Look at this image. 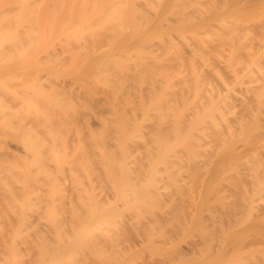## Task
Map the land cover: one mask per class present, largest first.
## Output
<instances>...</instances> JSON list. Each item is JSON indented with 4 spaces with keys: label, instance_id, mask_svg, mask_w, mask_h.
<instances>
[{
    "label": "rangeland",
    "instance_id": "374dc122",
    "mask_svg": "<svg viewBox=\"0 0 264 264\" xmlns=\"http://www.w3.org/2000/svg\"><path fill=\"white\" fill-rule=\"evenodd\" d=\"M102 1L110 2L109 0H102ZM111 1L118 2L117 0H111ZM136 1L138 2L137 4V7H138L141 0L140 1L136 0ZM171 1L169 0L168 1L150 0L149 4L144 6L146 7V10H148L149 12L148 15L150 19L147 23L142 22L143 23L142 26L144 27L140 26L142 27L141 29L136 28L137 21L139 24L142 21L141 17L138 18L139 15H137V12H136L135 15L134 14L132 15V19H130L131 21L127 23L126 25H124L123 28H121L120 30L122 33L121 35H123V40L121 41L122 44L120 45L121 42L113 43L114 45L106 43L108 42L109 38L107 37L108 39L107 41H105L106 37H104L105 39L103 41L105 42L103 41L100 42L104 44L101 45L98 43L99 44L98 47L95 46L97 47L96 49L98 50V53L99 51L102 52V50L104 49L106 50L107 48H109L108 50H106L109 52L110 49H112L111 53L109 52V54H115L116 56L117 55L119 56L118 52L123 54L124 52L127 51V49H129L128 52L130 53V55H132L130 56V58L129 57L125 58L124 56L126 55L124 54H123L124 55L123 57L121 56L119 57H121V60L125 58L124 61L126 62V65L128 66L130 64L132 65L136 63V68H134L135 65H132V66L130 65L131 67V71L129 70L130 73H132V71L137 73L138 72L137 68H139L140 66L142 67L145 64L144 63L143 65H140V66L137 65V63L139 64V62H142V61L144 62L143 58L141 57V54L142 55L145 54L144 56L147 57L145 59H147V61L149 62L151 59H154V60H156V58L158 59L155 62L154 60H152V64L154 62L157 67L153 66L154 67L153 68L151 66L152 67L151 69L159 68L160 70L161 68L158 67V64H157L161 62L159 60H162L163 64H164V61L165 62L168 61L167 63L168 65H170L169 71L171 74L173 73V75L171 76L172 77L174 76L173 79L176 80V78H178L179 75L175 76L177 74V71L184 72V74L181 73L184 76H191L189 75V73H191L192 71H196V72L207 75L204 88H208V89L209 88L213 89V87L221 86L220 84L222 83V77L220 75V72H222L223 74L225 73V76H227L226 79L228 81L230 80L228 76L229 72L225 70L226 65H230V64L235 65L238 69V72H240V74H243V75L245 74V77L248 72H251L249 71V62H246V58H247L246 53L250 52L251 45L255 41V37L253 34L247 31V28L250 25L259 23L260 19L263 17L264 11L262 12L260 10V12L257 11L256 13L251 12L249 14L247 13L244 14L245 12L239 11L240 12L239 13L235 9L232 10L234 12L229 13L230 11L229 9V11L227 12L230 15H228L227 12L226 14L223 15V13L221 14L218 9L212 6L214 4L212 1L214 0H171ZM164 2L167 3L166 5L168 7H170L169 9L167 7L168 10L165 9L166 6ZM168 3L170 4V6ZM162 5L164 6V9ZM6 7L7 5L4 6V8ZM15 7L13 5V7L11 6L10 8H6V9L8 11H11L9 9H12V11H14L16 10ZM144 7L139 8V12L142 14L146 13L145 10H143ZM4 8L3 10L5 12ZM159 10L161 11V13L163 10H164L163 13H165V11L166 13L160 14ZM157 11L158 13L156 15ZM167 11L169 12L167 13ZM180 12L182 14L183 13L185 14L182 16ZM158 15H161V16L156 17ZM179 16L180 17L182 16L184 18L182 17L180 18ZM225 16H228L229 19L228 17H225ZM199 17H203V18L206 17L208 19L204 23H200L202 25L199 26V20H200ZM225 19L227 22L225 21ZM233 23H234L233 26L236 27L234 29L232 25H230ZM169 26L171 28H169ZM116 28L117 27H114V30H115L114 32L120 29L119 27H118L119 29L118 28L116 29ZM167 28L169 29L167 30ZM229 29H233V30L229 31ZM100 32H104V30H101ZM234 32H235V37L233 38L232 34ZM87 36L85 37L83 36L79 38V40L81 41V39H83L81 42L86 41L88 43L89 42L91 43L92 37L89 34H87ZM58 37L59 36L53 39L54 41L51 40V42H49L46 48H42V50L44 51V53H40L42 57H45V55L49 52H53L56 48H59V47L62 48L63 42H61V40L64 41L67 35H60V37L59 38ZM145 39H147L148 41ZM80 41L78 42V41L73 40L70 43V45L72 44L74 49L77 50V48L79 47V44L81 45ZM6 43L7 44H5V47L6 45L8 46L9 44L8 42ZM88 43H85V44L82 43V44L85 46V45H88ZM170 43L171 44L173 43L172 45H174L177 51L175 48L171 49V47H169ZM65 44L66 43H64V45ZM145 44L147 45L144 46ZM10 45L12 44H9V46L7 47V51L10 49L9 48L11 47ZM92 45L93 44H91V46ZM152 45L153 47H151ZM165 45H166V48L170 49L169 51H167L168 49L165 48ZM96 49L95 51H97ZM78 50L80 51L81 49H78ZM151 50L154 52H152ZM80 53H82V55L84 54V52H80ZM64 55L65 54L63 53V56L61 57L63 61H60V59H59L60 63L56 61L59 64L56 63L55 60L53 61L54 63L57 64V66L55 65L53 66V64L51 63H50L51 65H49V63H47L48 60L47 59L45 60V58H42V57H41L42 60L40 58V61L38 60V63L37 61L36 63L40 64L41 66H45L43 67V69L44 68L48 69L51 66L49 68L51 71L47 69H46L47 71L46 70L41 71L42 72L41 76L43 77L41 80L43 81V83L46 81V85H48L49 82L51 83L53 82L54 84H57V85H66L67 87L69 86L67 89L68 90L70 89L69 92L71 94L73 93V97H74L73 99H75V101L73 100V102H75L76 104V101H78L77 106L66 108L69 110L68 112L69 114L67 112H66L67 114L65 113L66 110H64V108H62L64 110V115H63V110L56 109L57 107L55 109L53 107V110H56L57 113L55 111L53 113V110H50V109L47 110L53 114L56 113L57 115L60 116V118L57 117V115H55V117H53L54 115L51 116L53 118L52 121L54 122H55V119L59 118L58 120H56V124L54 122L52 123H54L55 125L58 124L57 121H59V124L61 123L59 128L57 126V129L60 130L59 133L61 132L63 133V134L61 133L62 136L67 132L64 136H67L66 138L69 137L68 138L69 142L67 141L68 146H70L71 144L70 141H73V139H76L77 136H79L78 137L79 140H76L74 142L79 141V143L78 145L75 144L76 146L82 145L81 142L82 141L84 142L85 140L86 142H84V144L86 146L87 144L90 143L89 141L93 137H95L92 140L95 141L96 139L97 143L96 142L93 143V145H95L93 149L99 152H104L106 149L110 148L109 146H106V145H109L110 142L114 143L122 139L121 132L117 131L119 127L117 126L115 122L116 119H118V117H120L121 114L123 116V119L125 120L127 119L126 121L127 123L132 122V123H129V126L132 124L131 126L133 127L135 124H138L137 126H139V129H141L142 131L138 129L137 131L138 134H136L137 132H134L133 136L139 135V136H142L143 139H145V136L143 135V133H146L147 131H151L149 129L152 128L153 121H155L154 119L155 117L153 116L159 113L157 110L155 111L154 109H159V111L161 110L160 113H164L166 110V113L168 114H163V115H170L169 112H172L171 114H175V112L173 111L174 110L176 111V108H175L176 102H174L175 105L173 104L172 106V108L175 106L174 107L175 109L173 111H172V108L170 110V109H167L166 107H163V104H165L164 101L163 102L161 101L162 102L161 107L163 108V110L164 108H166L164 111L161 109L160 104H158L157 106L160 108H155V106L153 107V105H149L145 110L142 109V106H141L142 104H139V106L137 104L138 102L140 103V101H143L141 100V97L144 98V96L150 92L149 89L163 87L162 89L160 88L162 90V92L160 93H163L164 91L166 92L171 91L169 88L164 89L165 88L164 80H160L161 77H162L161 79H163V76H161L162 69L160 72H158L159 71L158 69H157L158 71L153 70V71H157L156 73L158 75L160 73L159 77L152 76V78L154 77L153 81H148L147 79L149 78H146L144 80L145 84L143 83V81H142L143 84L139 83L142 85H139L138 81L136 82L133 81L132 82L134 84L133 87L130 85V87L127 86L125 90H123L124 92H122L121 94V95L124 94L123 97H120V99L117 98L116 100H114L115 98L110 97L108 100L107 99L108 94L110 93L106 95V92H112L110 88V84H108L107 82L105 83V82H95L94 81L95 80L93 78L94 72L92 71L93 64H91L94 62L93 58L91 62V61H87L81 58L82 56L81 54H80L81 59L76 58L77 60L70 59L67 53L65 56ZM84 55L82 57H84ZM91 55L89 56L87 55L88 57H86L85 55V58L87 59L91 57ZM92 57H94V55ZM119 57L117 58L120 59ZM237 59H239L241 62L237 63ZM12 61L13 60H0V66L1 65L4 66V67L2 66L3 68L1 67L2 68L1 70L4 71L5 69L9 68L8 65H10ZM95 61L97 60L95 59ZM149 62H146V64ZM147 65H150V63ZM166 65L167 64L165 63L164 66L167 67L168 65L167 66ZM127 69H129V67H127ZM172 69L176 73L172 72L173 71ZM216 71H219V72H216ZM47 72L49 73V75ZM9 73L7 72L0 73V80L6 81V83L9 85L13 83L11 84L12 87L9 86L10 89L9 88L7 90L3 89L4 91L0 87V92H1L0 100L3 99L4 101H6L4 103H7V104H10L12 102L10 100L11 98H13L11 97L13 93L11 92L12 90L13 91L14 89L21 90L23 86L20 84H22L23 82L25 83L26 80L28 81V79L31 80L32 77H36L40 75V72H36V71L34 72L33 75L29 74V76L25 74L22 75V73L20 74L19 72H16L18 76H16V79L12 82L10 81L11 79L9 78H11V76L15 74V72L13 71L12 72L13 74H9ZM44 75L46 78L44 77ZM23 77H27L26 80ZM6 78L7 80H5ZM146 80L149 82L150 87L147 84L148 82ZM152 82H154L155 84L154 86ZM93 84L96 86L95 89L97 88L95 91L97 93L95 94V92H92L93 95L91 96L89 95L90 92L88 91L90 90V87L92 88L94 87L92 86ZM234 84H235L234 81L230 80V86L234 87ZM179 87L180 86H178V88ZM25 88L27 89V87ZM236 88H238L237 85H236ZM175 89L176 88H174V90ZM179 89L178 91H180ZM182 90H185V89L182 88ZM125 92H129V96L125 97L126 94H128V93L125 94ZM180 92L178 93V96H181L182 97L181 99H183L182 94L184 91H182L181 94ZM142 93H145V95ZM186 93H184L185 96L188 94ZM4 94L6 95L3 96ZM133 95H135L136 97H133ZM138 95L140 98L137 97ZM167 95L164 96L165 98L163 100L167 99L166 98ZM172 95H168L169 99L170 97H172ZM109 96H112V93ZM187 96H188V99H190V95L188 94ZM130 97H133L134 99H137L138 101L133 99L134 102H132ZM175 97H177V95ZM96 98L98 100H96ZM111 98L112 100H110ZM145 98L144 100H146L147 102L148 97L145 96ZM106 99H107V102H105ZM179 99L180 97L177 99V101H181ZM170 100L173 101V99H170ZM14 101L15 100H13V102ZM79 101L81 104L79 103ZM88 101L90 103H88ZM171 101H168V102H171ZM183 101L188 102V100H185V99ZM85 102H87L86 104L88 106H86V104L84 105L82 104ZM95 102L99 103L98 104L99 106L96 104L97 108H95L96 107L94 105ZM128 102L131 103L130 106H133L131 107V109H128V107H130ZM14 103L16 104L17 102H14ZM169 104L171 105V103ZM169 104L167 105L168 107H169ZM10 105L11 107L13 106V108L10 107V108H7L6 110L8 111L9 109L10 111L17 110L18 107L16 105L15 106L17 108L14 105H12V103ZM118 105L120 106V108L117 107ZM135 105L138 107V109L139 107H141L140 110H138L137 107L134 109ZM190 107H193V100H190L188 103H186V106H185L186 110H188ZM124 108H126L125 109L126 112L124 111ZM132 109L133 111L136 110L134 114H133ZM21 110L22 109L20 110L18 109V111L20 112ZM116 110H119V111H116ZM149 114H151V117H148L150 116ZM30 115H33V114L31 113ZM74 115H76L75 119H74ZM232 116H233V112L231 110H224L223 118H226L229 120ZM113 117H115L116 119L114 120ZM220 117L221 116L218 117V121L222 120ZM166 119L168 118L166 117ZM110 120L111 121L113 120L114 122L110 123L111 122ZM132 120H134L137 123H135ZM105 122H107L106 123L107 125L113 124V126L115 127L117 126L118 128L116 127L117 129L115 128L116 129L115 131V129H113L114 127L112 128L111 126L110 128L108 127L109 130L106 131L107 126H104ZM133 123L135 124L133 125ZM262 123L264 124V122ZM51 124H48V125H51ZM55 125H53L54 131L56 129L54 127ZM103 126L106 127L105 130ZM210 126H207L208 128L203 130L202 132L201 131L195 132L198 136L203 135L204 138L208 141L207 144H205L203 147L198 146V148H192L189 145V148L192 150V152L191 150H188V149L184 150V148L183 149L181 148L179 150L180 148L179 147L178 148L179 151H177V153L170 152L168 155L165 156L164 159L165 161H167L168 164H165L162 162V163L157 164L156 167H155V164L159 156L156 157L157 152H155L156 148L153 147L154 145H151L149 147L143 146V144L147 145L149 143L148 142L147 144H145V142H147L146 140L144 141L142 138L140 139V137L130 138V139L133 138L135 142L129 141L128 139L127 142H130V143L128 144L126 143V145L130 146V147L127 146L128 150L129 148L130 150L131 149L132 150L131 151L129 150L130 152V153L128 152L129 155L126 154L125 156H123L124 153L121 154L122 151L119 148L120 146H117L119 145L117 144V142L113 144V146L111 144L110 146H112L111 148L114 150V151L112 150L114 152V153L112 152L113 155H115V157L119 160V162L120 161L123 162L124 165L126 163L125 166L126 168L130 169V172L128 174L131 176L132 180H134V178L140 172L138 168L139 169L142 168V166H137V164H140V165L145 164L144 166L145 167L148 166V168L146 167L148 170L149 168L153 167V169H150L148 172L146 171L147 169L146 170L142 169L143 172H145V174L142 175L143 172H141V174L135 180H138L140 176L142 175L140 179L142 181H144L145 179V181L143 183L141 182L140 184L137 183V187L136 185L132 187L133 185V181H132V185L125 186L122 189L118 188V187H121L123 173L119 171L121 170L120 168H118L119 170H117V173H114L116 170L112 171L113 168L115 167L114 165H116V163L114 165L112 164L111 162L112 160L111 161L109 160L107 162L108 164L109 162H111L110 164H112V167L109 164V167L106 170L107 172H105V169L104 170L101 169L100 171L97 170L99 173H102L100 174V177L104 175L102 179H98L96 177L94 178H96L97 180L93 178L94 181H91V179H88L87 177L88 173H91L92 171L94 173L97 172L95 170L97 166L94 165V163H92L89 160H88V164L90 162L92 166H94L93 167L94 169L91 168L90 165L87 166V167L90 166L89 168H86L85 167L86 162L84 164H80V163H83V161H85L83 160L82 162H80L83 159V158L81 159L80 156L81 154L82 155L84 154L82 150L83 146L82 147L80 146L79 148L80 150L77 151L78 153H80L79 156L77 155L78 157H80L79 158L80 163L77 161L78 159L72 160L75 163V165L77 164L76 165L77 168H75L76 170L78 169L79 166L81 167V168L79 167V169H82L83 171V172L81 171L82 172L81 174H79L80 173L79 169H78L79 171L77 170L79 173L76 172V170L74 169L73 171L71 170V168L76 167L75 165H72L74 164L72 161H71L72 163L70 161L64 163L65 167L68 166V168H65V170H59L58 168L55 169L56 166L55 168L51 167L52 169H50L48 166L49 170H51L50 173H53V175H50L51 177L53 176L52 179L50 176L48 177L49 179H51L50 181H48L49 179L46 177V180L48 179L46 183L45 181H42L43 183L41 181H40L41 183L38 182L39 184H43L42 186L39 185L37 182H34V183L31 182L33 183V185L34 184L36 185L37 183V185L32 187L33 189H31V190L36 189L33 191L34 193H32L31 197L32 196L34 198L38 197V199L40 198L39 200L41 201L45 200L46 202L45 201L42 202L45 205H43L41 202L40 203L38 202L39 204H37L36 200L33 198L35 203H33L32 206H29L30 209L29 211L27 210L28 213L25 215L24 222L20 221L21 222L20 223L18 219L19 224L17 223L16 220H14L16 221L15 222L16 224H15L10 218H7L6 220H4L3 218L4 222L3 220L2 221L0 220V222L3 223L1 224V227H3L4 225L3 228L0 227V264L4 262V258L6 254H7V257L5 258V260L9 258L10 262H8L9 260H7V262L5 261L4 264L6 263L11 264V261H12L11 259H14L13 264H16V263L17 264H35V262H37L36 260L40 261L41 259H43V257H41L43 256L41 255L42 252L40 251V246L43 244V241L44 243L50 242L49 245H51L52 243V246L53 245L60 246L62 242L65 243V245L66 243L67 245H70L72 244V242L78 241L79 238H81V235H79L78 231L75 230L76 226H78L76 223L77 221L76 220H75L76 222L73 221L74 219L70 217L73 214L72 209L75 207L77 208L79 207L81 209V211L79 212L81 213L83 211V213L81 214H85L86 213L85 210L87 208L89 209L93 207L92 202L96 201L97 203V200L101 202L103 205H101V203L100 205L104 207L102 208L103 209L102 210L100 209V206H97L100 209L98 210L99 211L98 213H101L104 211L105 213H107V212H110L112 208H114L115 213H116L115 221H113L114 223L112 222L113 224L110 225L111 230H114V231L113 233L111 231L110 232L116 238L113 239L111 237L109 239L111 235L108 234L109 237L107 234L102 235V239L104 236L105 238L107 237L106 244H105V240H104V243H102L103 240L102 241L100 240L101 237L99 238V240L95 239L97 242L96 244H95L94 239H92L90 242L93 243V245L95 244L98 246V242L100 241L101 242L99 243V245L103 244V245H100L101 247L98 246L100 249H98L97 247L98 250L95 249L96 247L94 246L95 247L94 248L92 244L85 246L84 245L85 240H84V242L82 241L83 244L79 243L80 246H76L75 249L70 250V251L69 250L65 251V253L63 254V257H65L63 258L64 262L63 260L51 262L50 259L48 260V258H50L49 255H46L45 257H48V258H45L44 260H47V263L49 262L48 264H264V125L261 126L262 128L261 127L256 128V130L251 125L252 127V128L250 127L251 130L243 129L242 130L244 131L243 134H241V136L236 139L234 138L229 139L228 138L229 136H223V139L221 138L220 140H218L219 138L218 139L213 138L214 131H213V128ZM246 127L247 126H245V128ZM14 128L9 130L13 132L14 134L8 133L6 137L4 136L5 138L2 137L4 139L3 145H4L5 150L7 149L8 152L9 150H11L10 156H11V153H13L14 156L20 157L19 153L20 154L23 153L24 147L20 142H17L18 138L16 140L15 137H19V135H21L19 134L21 133L19 131H21L22 129L18 128V126H15ZM105 131L106 133L108 132L109 134L108 133L106 134ZM91 132H94V133L90 134ZM100 132L101 134H104V135H101L99 136L100 138H97ZM118 132H120V134H117ZM112 133H115L113 134L114 137ZM17 134L19 135L17 136ZM88 134L91 135L90 136L91 139L88 138L89 136H85ZM73 135H76V136H73ZM105 135H109V136H107L106 138ZM111 136L113 137V139H111L112 138ZM116 136L121 137V139L120 138L117 139ZM80 138L82 139V141ZM101 138L103 139L101 140ZM226 139L228 142H226L225 144L224 141H226ZM92 140L91 142H93ZM194 141H195V144L194 143L193 144L195 146H197L196 141L197 143L201 144V138H197V140H194ZM138 145H139L140 150L137 148ZM85 146H84V151L87 149V146L86 147ZM146 147L149 150H151V153L148 151V149H146L147 151L145 150ZM5 150H4V154H6ZM196 150H199V151L195 152ZM1 151L3 153V148ZM193 151L195 153H193ZM151 154L152 155L154 154L153 157L156 158V159L154 158V162L152 161L153 157L151 156ZM10 156H8L7 159L8 158L11 159L12 157ZM14 156H13V159L15 158ZM77 156L76 157L73 156V158L75 159L77 158ZM114 158H111V159H113L114 161ZM18 159H15V160L17 161ZM90 159L92 160V158ZM199 160H205V161H208L209 163L206 162L205 164L195 165V162ZM148 161L149 162L152 161L153 164L151 167H149L151 163H149ZM78 164L80 165L78 166ZM69 165L71 166L70 168H69ZM110 168L112 170H110ZM116 168L117 167H115V169ZM126 168H124L123 170L124 173L127 170ZM133 168L135 169L133 170ZM53 169L55 170L52 171ZM68 169H70V171ZM89 169L91 170L93 169V170L91 171ZM136 170H138L139 172L137 173ZM61 171L62 172L66 171V172H63L62 174H60ZM132 172L133 173L135 172V173L133 174ZM73 173L75 174L73 175L74 179L71 176ZM76 173H78L79 177L81 176L83 178L79 179ZM105 173H107V176ZM69 174H70V177L68 176L69 178H67V175ZM39 175L41 177L43 174L39 173ZM65 175L67 179L64 178ZM95 175H97V173ZM109 175L111 176L108 177ZM71 177H72V180H71ZM107 177L110 181L108 180L109 182L106 183ZM42 178L43 176L41 177V180H44V178L43 179ZM55 178L56 179L59 178L58 181L55 180ZM75 178L78 181H75L76 180ZM86 179L90 180V182L87 180L88 182L87 183ZM148 180L152 181V183L149 182L145 184V182ZM54 181H57V183L61 185L59 187L60 189H63L64 191L62 192L63 195L60 192L57 195V193H54L53 190L51 189L52 184L55 183ZM48 182H51V183L49 184ZM48 184L50 186H46ZM37 186L38 188H35ZM132 190L135 192H133ZM145 190H148V191H145ZM51 192L53 194H51ZM138 192L140 194H137ZM50 194L54 196H51ZM60 194L61 196H59ZM123 194H125L126 196H123ZM93 195L96 196L95 197L96 200L94 199L88 200L87 197H90ZM77 196H79V198ZM80 197H82L81 201L84 204L86 203L85 206L82 205L83 203L81 201H79ZM47 198L49 199L48 201H47ZM71 200L73 201V204ZM47 204L50 206L52 210H49L50 208L47 206ZM39 205L41 207H39ZM46 206H47V211L49 210L51 212H54L56 215L53 221L47 219V217L45 216ZM77 208H75L76 211L80 210L79 208L77 210ZM41 210L42 211L44 210V212H41ZM9 219L11 221L8 222ZM14 225H17V226L15 227ZM103 226H106V225L104 224ZM129 228L131 229V231L134 230L135 232L134 231L131 232ZM2 229H5L6 232ZM8 231L10 233H7ZM122 231L125 232V234L123 233L125 237L123 235L121 236ZM94 232L100 233V230L99 231L94 230ZM2 233H6L7 235L6 234L4 235ZM96 234L97 233H95V235ZM8 238L9 240H7ZM7 241L9 244L7 243ZM15 242H16V245H15ZM39 243L41 244L39 245ZM13 245L15 248L13 247ZM86 247H90L91 249L86 248ZM4 248L8 250L7 253L4 252L6 251ZM102 249H103L104 254L106 255L101 254L103 253ZM16 253L18 254V256ZM15 254L18 257V262H16L17 257L15 256ZM69 255H71L73 258H71V256L68 257Z\"/></svg>",
    "mask_w": 264,
    "mask_h": 264
},
{
    "label": "bare ground",
    "instance_id": "6f19581e",
    "mask_svg": "<svg viewBox=\"0 0 264 264\" xmlns=\"http://www.w3.org/2000/svg\"><path fill=\"white\" fill-rule=\"evenodd\" d=\"M101 1L102 0H100V1H98V0H0V10H1V12H0V60H13L12 63L10 65H8L9 68L5 69L4 71L1 70L4 67L3 65H1L0 66V70H1L0 73H2V72L9 73L11 71L12 72L14 71L15 74H13L12 72L9 73V74H13L11 76V78H9V79H11L10 81L13 82L16 79V76H18V74L16 72H19L20 74L22 73V75L25 74L28 76H29V74L33 75L35 71L40 72V75H38L36 77H32L31 80L28 79V81L26 80L27 77H23V78H25L26 82L25 83L23 82L22 84L19 83L20 85L23 86V88L20 90V89H17L15 87L17 90L14 89V91L13 90L11 91V92H13L11 95V97H13V98L10 97L11 98L10 100L12 101L11 102L12 105L15 104L14 102H17V103L19 102L18 104L17 103L15 104L18 108L14 105L17 108V110H13V111H10V109H9V111L6 110L7 108L11 107V105H10L11 103L7 104V103H4L6 101H4L3 99L0 100V154L2 155V156L0 155V194H1V196H0V220L1 221L3 220V218H4V220H6L7 218H10V219H12V221L14 223L16 221L18 223V219H19V222L20 221L24 222L25 221V215L28 213L27 210L29 211V209H30L29 206H32V204L35 203L34 199L36 200L37 204L45 201V200H43V201L39 200L40 198L38 199V197L37 198L36 197L34 198L33 196L31 197L32 193H34L33 191L36 190V189L31 190V189H33L32 187L36 186L38 182L41 183L42 181H45V183H46V181L49 179L48 177L50 175H53V173H50L51 170H49V168L52 169L51 167L55 168V166H56L55 169L58 168L59 170H65V168H68V166L65 167L64 163L69 162V161L71 162L72 160H77V159H78L77 161L79 162L80 157H81V159L83 158L80 162L85 160V161H83V163L79 162L80 164H84L86 162L85 163L86 168H89L90 166H91V168H93L94 166H92V164L90 162L88 164V160H89L92 163H94V165L97 166V168H95L96 171L97 170L100 171L101 169L102 170L105 169V172H107L106 170L108 169L109 164L111 162L113 165L116 163V165H114V166L117 168L115 169V167H114L113 170L110 168V170H112V171L116 170L114 173H117V170H119L118 168H120L121 170H119V171H121L123 173L122 174L123 178L121 181V187H118V188L122 189L125 186L132 185V181H133L132 187L134 185H136V187H137V183L140 184L141 182L143 183L145 181V179H144V181H142L140 178L142 175L145 174V172H143L142 169L146 170L148 168V166H146L147 167L146 168L144 166L145 164L144 165L137 164V166H142V168H140L141 170L138 168V170L140 172L138 170H136V172L137 173L139 172V173L134 178V180H132L131 176L128 174L130 172V169L126 168V166H125L126 163L124 165L123 162H121V161L119 162V160L115 157V155H113L114 150L111 148L113 146V144H115L117 142V144H119L117 146H120L119 148L122 151L121 154L124 153L123 156L128 154V152L130 150V148L128 150V147H130V146L126 145V143L128 144L130 142H127V140L129 139V141H134L133 138H132L133 140L130 139L131 137H135V138L140 137V139L141 138L143 139V137L139 136V135L133 136L134 132H137L139 129V126H137L138 124H135L137 122L132 120L135 122V123H133V125L134 124L135 125L132 127L131 126L132 124L129 126V123H132V122L127 123L126 122L127 119L126 120L123 119L122 114L120 115V117H118V119L113 117L114 120L116 119L115 122H116L117 126L119 127V129L117 131L121 132L122 139H121V137L116 136L117 139L120 138L121 140L119 139L120 141H116L114 143L110 142L109 145H106V146L110 147V148L108 147L109 149H106L104 152H99V151H96L95 149H93L95 146V145H93V143L96 142V139H95V141H93L92 139L95 137H93L91 139L90 138L91 135H89V134L85 135V136H89L88 138H90L93 142H91V140H90L89 144L86 143L87 149L84 151V146H85L84 142H86V140L84 139L85 141L83 142L82 139L80 138L82 141L81 142L82 145H80V146L81 147L83 146L82 150H83L84 154L83 155L81 154V156L78 157L80 153H78L77 151L80 150L79 149L80 146H76L75 144L78 145L79 141H77V142H74V141L79 140V138H78L79 136H77L76 139L72 138L73 141H70L71 144H70V146H68L67 141L69 140L68 139L69 137L66 138L67 136H64L67 132L63 136H62V134H63L62 132H61L62 134L59 133L60 130L57 129V126L59 128L61 123L59 124V121H57L58 124L57 125H55V124H56V120H58L60 118V116L56 114L57 113L56 110H53V107H54V109L56 107H57L56 109L64 108V110H66L65 113L66 112L68 113L69 110L66 108L77 106L78 101H76V104H75V102H73V100L75 101V99H73L74 98L73 93L71 94L69 92L70 89L69 90L67 89L69 86L67 87L66 85H57V84H54L53 82L52 83L49 82V84L46 85V81L43 83V81L41 80L43 78L41 76V73H42L41 71H45L47 68L43 69V67H45V66H41L40 64H37L38 60L40 61V58L42 57L40 53H44L42 48H46V46L49 44V42H51V40L55 39L57 36L60 37V35H67L66 38L64 37L65 38L64 41L61 40V42H63L62 48L61 47H59L60 49L56 48L57 49V50L55 49L56 51L54 50L53 52H49L45 55V57H42V58H45V60L47 59L48 60L47 63H49V65L53 64V66L54 65L57 66L56 63L59 62V59H60V61H63L61 58L63 56V53L65 55L67 53V55H69L70 59H74V60H77L76 58H78V59L80 58V54L82 55V53H80V52H84L86 57H88L89 55L92 54L91 57H89L87 59L85 58V55L83 54L84 57H82L83 56L82 55L81 58H83L87 61H91V62H92V58H93L94 62L91 64H93L92 65V71L94 72L93 78L95 79L94 80L95 82H105V83L107 82L108 84H110V88H111L112 92H106V95L108 93H110V94L112 93V96H109L110 94H108V98H107L108 100L110 97L115 98L114 100H116L117 98L120 99V97H123L124 94L121 95L122 92H124L123 90H125V88L127 86L130 87V85L133 87V85H134L132 83L133 81L134 82L138 81V84L142 83V81H143V83L145 84L144 80L146 78L151 79V80L147 79L148 81H153L155 76L159 77L160 73H159V75L156 73L159 70V68H157L158 70L157 69H151L153 66L157 67L156 64L154 63L155 61L158 60L157 58H156V60H154V59L150 60V58H149V60H150V62H149V61H147V59H145V58H147L144 56L145 54L144 55L141 54V57L143 58L144 62L142 60H141L142 62L138 61L139 64L137 63V65L140 66V65H143L144 63L145 64L142 67L140 66L141 68L140 67L137 68V70H138L137 73L132 71V73H133L132 74V73H130V71H131L130 65L131 64L128 66V65H126V62L124 61L125 58H128V57L130 58V56H132L128 52L129 49H127V51L123 53L127 57L124 56L122 53L118 52L119 56L125 57V58H123V60H121V57H119L118 55L116 56L115 54H109V52L111 53L112 49H110V51L108 52L106 50H108L109 48H107L106 50L105 49L102 50V52L99 51V53H98V50L96 49L99 44H101V45L104 44V43H100L105 39L104 37H106L105 41H107V39L109 38L108 42H106V43H109V44L120 43L123 40V35H121L122 33L120 31L121 28H123L124 25H126L127 23H129L131 21L130 19H132V15L133 14L135 15L136 12H137V15H139L138 18L141 17V20H142L140 24L137 21V27L136 28L141 29L142 27H144V26H142V24L144 22L147 23L150 20L149 15H148L149 12H148V10H146V7H144V6L149 4L150 0L149 1L148 0H141V1L139 0L140 3H139L138 7H137L138 2L136 0H117L118 2H114L111 0H109L110 2H103V1L101 2ZM166 1H168V0H166ZM169 1H171V0H169ZM212 2L214 3L212 6H214L216 9H218L221 14L223 13V15L226 14V12L229 11V9H230L229 13L234 12L232 10L235 9L237 12H239V11L245 12L244 14H246V13L249 14L251 12L256 13L257 11L260 12V10L262 12L264 11V0H214ZM166 4L167 3H165V6H166L165 9L168 10L170 7H168ZM6 5H7L6 8H10L11 6L13 7V5H14V7L16 6L15 7L16 10H14V8H13L14 11H12V9H9L11 11H8L6 8H4V6H6ZM169 6H170V4H169ZM140 7H144L143 10H145V12H146L145 14H142L139 12ZM162 7L164 9L163 5H162ZM167 7H168V9H167ZM3 8L5 9V12H4ZM163 11H162V13H163ZM168 12L169 11H167V13ZM157 13H158V11L156 12V15H157ZM162 13L160 11V14H162ZM165 13H166V11H165ZM165 13H163V14H165ZM184 14L185 13H183L182 16ZM227 14H228V12H227ZM228 15H230V14H228ZM159 16H161V15H158L156 17H159ZM163 16H165V15H163ZM225 17H228V16H225ZM230 17H232V16H230ZM182 18H184V17H182ZM199 18H200L199 26L202 25L200 23H204L208 19L206 17H204V18L199 17ZM228 19H229V17H228ZM133 21H134V19H133ZM225 21H226V19H225ZM134 23H135V21H134ZM231 23H232V21H231ZM131 25H132V23H131ZM230 25H232L233 29L236 28L233 26L234 23L230 24ZM140 26H142V27H140ZM114 27H117V28L119 27L120 29L118 28L119 30L118 31L116 30V32H114L115 31ZM169 28H171V27L169 26ZM169 28H167V30ZM233 29H229V31L233 30ZM86 30H88V31H86ZM101 30H104V32H100ZM247 31L249 33L253 34L255 37V41L251 45L250 52L246 53L247 54L246 55L247 56L246 62H249V71H251V72H248L246 74V77H245V74L243 75V74H240V72H238V69L235 65L230 64V65H226V67H225V70H227L229 72V75H228L229 79L231 81H234V83H235L234 87L230 86V80L228 81L226 79L227 76H225V73L223 74L222 72H220V75L222 77V83L220 84L221 86L213 87V89L212 88H209V89L204 88L205 87V80L207 79L206 78L207 75L196 72V71H192L191 73H189V75H191V76H184V75H182V74H184V72L177 71V74L175 76H177V75H179V76L181 75V76L180 77L178 76V78H176V80H175V79H173L174 76L173 77L171 76V75H173V73L171 74L169 71L170 65H168V63H167L168 61L167 62L164 61V64L166 63L168 65V66L166 65L167 67H165L162 60H159L163 64L162 65L161 62L157 63L158 67H160L162 69V71H161V69L158 71V72L161 71V74H162L161 76H163V79H161L162 77L160 76L161 77L160 80H164V86H165L164 89L169 88L171 91H167V92L164 91L163 93H160V92H162L161 89L163 87H158L155 89L152 88V89H149L150 92L148 91L149 93H147L146 95H145L146 91H145V93H142L146 97H148L147 102H146V100H144L145 96H144V98L141 97V100H143V101H140V103L136 102L138 104V106H139V104H142L141 106H142V109H144V110L149 105H153V107L155 106V108H160L162 106L161 104L163 101L165 103V104H163V107H166L167 109L171 110L174 102H176L175 103L176 105L174 104L176 107L175 106L174 107L176 108V111L178 110L177 113L174 110L175 108L174 107L172 108V111L174 110L173 112H175V114H171L172 112H169L170 115H163V114H168V113H166V110H165L166 108H164V110H165L164 113H160L161 110L159 111V109H154L155 111L157 110L159 113L156 115L154 114L155 116H153V117H155L154 118L155 121L152 120L153 121L152 128L149 129L151 131H147L146 133H143L144 131L142 132L143 135L145 136V139H143V140L147 141V142H145V144H147L149 142L148 143L149 145L143 144V146L149 147L151 145H154L153 147L156 148L155 152H157V156H156V154H155V156L156 157L159 156L158 160L156 161L155 167L157 166V164L162 163V162L165 164H168L164 158L170 152H176L177 153V151H179L181 148L182 149L184 148V150L185 149L191 150L189 148V145L192 148H198V146L203 147L205 144H207L208 141L204 138L203 135L198 136L195 133L196 131L202 132L203 130L208 128L207 126L211 125L210 127L213 128V131H214L213 132L214 133L213 138H215V139L219 138L218 140H220L221 138L223 139V136H229L228 137L229 139H231V138L236 139V138L240 137L241 134H243V132H244V131H242L243 129L249 130L251 125H252V127H254L256 130V128H260L262 125H264L262 123V122H264V14H263V17L260 19L259 23H257V24L255 23L253 25H250L247 28ZM85 33H86V35H85ZM132 33H133V31H132ZM227 33H229V32H227ZM87 34H89L92 37L91 43L89 42L90 45L86 41L81 42L83 39H81V41L79 40V38H81L83 36L85 37V36H87ZM142 34H144V33H142ZM232 35L234 38L235 32ZM73 40L81 42V45L79 44V47L77 46L78 47L77 50L74 49L72 44L70 45V43ZM145 40H147V39H145ZM105 41H103V42H105ZM6 42H8L9 44H12V45H10L11 47H9L10 49L8 48L9 49L8 51H7V47L9 46V44H8V46L6 45V47H5V44H7ZM64 43H66V44L64 45ZM82 43L83 44L88 43L89 46L88 45L84 46ZM91 44H93V45L91 46ZM121 44H122V42L120 43V45ZM172 44L170 43L171 46L169 45V47H171V49L175 48L174 45H172ZM68 45H69V47H68ZM73 45H74V43H73ZM146 45L147 44H145L144 46H146ZM58 46H59V44H58ZM95 46H97V47H95ZM144 46H142V47H144ZM151 47H153V45ZM122 48H123V46H122ZM145 48H147V47H145ZM165 48H166V45H165ZM78 49H81L82 51L81 50L79 51ZM95 49L97 51H95ZM166 49H168V48H166ZM169 50L170 49H168L167 51H169ZM121 51H122V49H121ZM176 51H177V49H176ZM152 52H154V51H152ZM127 53H128V55H127ZM93 55H94V57H92ZM146 55H147V53H146ZM117 57H119L120 59H118ZM42 58H41V60H42ZM235 58H237V57H235ZM64 59H65V57H64ZM95 59L97 61H95ZM45 60H44V62H45ZM54 60H55V62L56 61H58V62L54 63L53 62ZM152 60H154L153 64H152ZM36 61H37V63H36ZM146 62H149L150 65H147L149 63L146 64ZM239 62H241V61L239 59H237V63H239ZM132 65H135V67L134 66L133 67L136 68V63L132 64ZM127 67H129V69H127ZM49 68L47 70L51 71ZM153 70H157V71H153ZM214 70H215V68H214ZM127 72L130 74H128ZM172 72H175V71L173 70ZM216 72H219V71H216ZM178 73H180V74H178ZM48 75H49V73H48ZM185 75H187V74H185ZM152 76H154V77L152 78ZM44 77H45V75H44ZM50 77H52V76H50ZM158 77H157V79H158ZM157 79H156V81H157ZM5 80H7V78ZM127 83H128V85H127ZM152 83L154 86L155 85L154 82H152ZM11 84H13V83H11ZM11 84L9 85L6 83V81L0 80V87L2 90L3 89L7 90L9 88V86L12 87ZM142 84H139V85H142ZM147 84L149 85V82ZM236 85L238 86V88H236ZM92 86H94V87L93 88L90 87V90L88 91V92H90L89 95H91V96L93 95L92 92H95L97 89V88L95 89L96 86L94 84ZM178 86H180L179 88H181V89H179ZM25 87H27V89ZM149 87H150V85H149ZM151 87H152V85H151ZM108 88H109V86H108ZM174 88H176V89L178 88L181 92L178 91V89L174 90ZM182 88L185 90H182ZM159 89H160V91H159ZM133 90H134V88H133ZM176 91H177V93H176ZM182 91H184L182 94L183 99H181L182 98L181 96H178V93L180 92V94H181ZM129 92H125V94L128 93V94H126L125 97L129 96ZM168 92H169V94H168ZM186 92L190 95V99H188V96H187L188 94ZM96 93L97 92H95V94ZM172 93H173V95H172ZM184 93L187 94L186 95L187 98H186ZM2 94H3V92H2ZM6 94H4L3 96H5ZM167 94L172 95L173 98L170 97V99H173V101H171L169 99V96ZM135 95H133V97H136ZM166 95H167V97H166L167 99L163 100L165 98L164 96H166ZM176 95H177V97H175ZM7 97H8V95H7ZM133 97H130L132 102H134ZM137 97H139V95ZM174 97H175V99H174ZM179 97H180L179 100H181V101H177V99ZM7 99H9V98H7ZM84 99H86V98H84ZM84 99H83V101H84ZM107 99L105 100V102H107ZM184 99L188 100V102L190 100H193V107H190L189 109L187 108L188 110H186L185 106H186V103H188V102H184L183 101ZM13 100H15V101L13 102ZM96 100H98V99L96 98ZM110 100H112V98ZM131 100H129V101H131ZM134 100H137V99H134ZM165 101H167V102H165ZM168 101H171V102H168ZM177 102H178V104H177ZM179 102H181V103H179ZM79 103H80V101H79ZM86 103L87 102L82 103V104L84 105ZM88 103H90V102L88 101ZM167 103L168 104L171 103V105L169 104V107L171 106L170 108L167 106L168 105ZM96 104L98 105L99 103L95 102L94 105L96 106ZM130 104L131 103H129V106H130ZM158 104H160V107H157ZM188 105H190V104H188ZM86 106H88V105L86 104ZM114 106H115V104H114ZM117 107L120 108L119 105ZM131 107H133V106L128 107V109H131ZM136 107L137 106L135 105L134 109ZM11 108H13V106ZM89 108H90V106H89ZM95 108H97V106ZM115 108H116V106H115ZM140 108L141 107H139V109H138V107H137L138 110H140ZM18 109L19 110L22 109L21 110L22 113L20 111H18ZM49 109L53 110V113H54V111L56 113L53 114L50 111H47ZM125 109L126 108H124V111L126 112ZM161 109L163 110L162 107H161ZM64 110H63V115H64ZM224 110H231L233 112V116L229 120L226 118H223L224 117ZM116 111H119V110H116ZM132 111H133V109H132ZM135 111H133V114L135 113ZM27 112H29V113H27ZM130 112H131V110H130ZM31 113L33 115H30ZM66 114H65V116H66ZM55 115H57V117H59V118L55 119V122H54V121H52L53 118L51 116L55 117ZM149 115L150 116H148V117H151V114H149ZM75 116L76 115H74V119H75ZM219 116H221L220 117L222 119L221 121H218ZM166 117L169 120L166 119ZM170 117H172V118H170ZM136 120H137V118H136ZM50 121H51V123L54 122L55 124L54 123L51 124ZM167 121H169V122H167ZM112 122H114V121L112 120L110 123H112ZM62 123H63V121H62ZM106 123L107 122H105V125H104V126H107L106 131H108L111 126H112V128L114 127L113 129H115L117 127V126L116 127L113 126V124L107 125ZM48 124H51V125H48ZM53 125H55L54 127L57 130L56 129H55V131L53 130ZM15 126H18V128L22 129V130L19 129V130H21V131H19V132H21V133H19L21 135L17 134V136L19 135V137H15L16 140L18 138L17 142H20L24 147L23 153H21L22 155L19 153L20 157L14 156L13 153H11V156H10L11 150H9V152H8L7 149L5 150L4 145H3L4 144L3 138H5L6 135H8V133H10V134L13 133L9 130L13 129ZM245 126H247V127L249 126V127L245 128ZM254 128H253V130H254ZM105 129H106V127H104V130ZM116 129H115V131H116ZM14 130H15V128H14ZM139 130H141V129H139ZM106 131H105V133H106ZM46 132H47V134H46ZM94 132H91L90 134H92ZM101 132L99 133L97 138H100L99 136L104 135V134H101ZM120 132H118L117 134H120ZM74 133H76V132H74ZM83 133H85V132H83ZM113 134H115V133H112V135ZM136 134H138V132ZM244 135H245V133H244ZM40 136H42V137H40ZM73 136H76V135H73ZM105 136L107 138V136H109V135H105ZM80 137H82V136H80ZM113 137H114V135H113ZM113 137L111 139H113ZM193 138H194V140H197V138H201V144L197 143V141H196L197 146H195L194 145L195 141L193 140ZM102 139L103 138H101V140ZM191 140H193L194 142ZM57 141H59V142H57ZM107 141H106V143H107ZM226 142H228L227 139H226V141H224V143L226 144ZM139 143H141V142H139ZM111 144H112V146H110ZM139 145L137 146V148L140 150ZM88 146H89V148H88ZM98 146H100V145H98ZM147 147L145 148V150L148 149ZM2 148H3V153L1 151ZM178 148H179V150H178ZM102 149H103V147H102ZM4 150H5L6 154H4ZM117 151H118V149H117ZM148 151L151 153V150L148 149ZM197 151H199V150H196L195 152H197ZM75 152L78 154H76ZM185 152H187V151H185ZM191 152H192V150H191ZM195 152L193 151V153H195ZM7 155L12 157L11 159H13V156H14L15 157L13 159L14 161L9 159V158L7 159V157H8ZM153 155L151 154L152 157H153ZM73 156H75V157L77 156V158L74 159ZM149 157H148V159H149ZM90 158H92V160ZM111 158H114V161ZM154 158L155 157H153V160H152L153 162H154ZM5 159H7V160H5ZM15 159H18L19 161L18 160L16 161ZM109 160L110 161L112 160V161L109 162V164H108L107 162ZM152 161L151 162L148 161L149 163H151L149 165V167L152 166V164H153ZM53 162H54V164H53ZM206 162L209 163L208 161H205V160H199V161L195 162V165L205 164ZM51 163H52V165H51ZM80 164H78V166ZM112 164H110L111 167H112ZM173 164H175V163H173ZM72 165H75V163ZM88 165H90V166L87 167ZM48 166H49V168H48ZM70 167L71 166L69 165V168ZM79 167H78V169H79ZM75 168H77V166L74 168H71V170L72 171H73V169L76 170ZM124 168H126L128 170V171L126 170L127 173L123 172ZM55 169H53L52 171H54ZM134 169L135 168H133V170ZM150 169H153V167L149 168V170ZM68 170L70 171V169H68ZM77 170H76V172H78L80 170L79 171L80 173L78 172L79 174H81L83 172L82 169H79L78 171ZM89 170H91V169H89ZM149 170L147 169L146 171L148 172ZM98 171L96 172L97 175H95L96 173H94L93 171L91 173H88V176H87L88 179H91V181H94V179H96V178L102 179L104 177V175L100 177V174H102V173H99ZM63 172H66V171H63ZM63 172L61 171L60 174H62ZM88 172H90V171H88ZM141 172H143V174L140 176V178H139L140 180L139 179L135 180L136 178H138V176L141 174ZM39 173L43 174L42 176H43L44 180H41L42 176L40 177ZM78 173H76L77 176H78ZM105 174L107 176V173H105ZM37 175H39V176H37ZM73 175H75V174L73 173L71 176L73 177ZM68 176L70 177V174L67 175V178H69ZM110 176L111 175H109L108 177H110ZM46 177L48 178L47 180H46ZM52 177H51V179H52ZM72 177H71V180H72ZM87 177H85V178H87ZM94 177H96V178H94ZM108 177L106 179L107 181L104 180V181H106V183L110 181L108 179ZM64 178L67 179L66 175ZM80 178H83V177L80 176L79 179ZM51 179H49L48 181H50ZM58 179L55 178V180H57V181H58ZM73 179H74V177H73ZM88 179H86V182ZM116 179H118V178H116ZM57 181H54L56 184L53 183L51 186V189L53 190L54 193H57V195H58L59 192L62 193L64 191H63V189H60L59 186H61V185H59L57 183ZM75 181H78V180L76 179ZM88 181L90 182V180H88ZM112 181H114V180H112ZM31 182H33V183L37 182V183H36V185L35 184L33 185V183H31ZM51 182H48V183L50 184ZM149 182L152 183V181L148 180L145 182V184L149 183ZM119 183H120V181H119ZM49 184L46 186H50ZM39 185L42 186L43 184H39ZM38 186L35 188H38ZM119 186H120V184H119ZM138 190H140V189H138ZM145 191H148V190H145ZM30 192H31V194H30ZM133 192H135V191H133ZM142 192H144V191H142ZM51 194H53V193L51 192ZM137 194H140V193L138 192ZM62 195H63V193H62ZM51 196H54V195H51ZM59 196H61V194ZM123 196H126V195L123 194ZM77 197L79 198V196H77ZM95 197L96 196L93 195V196H90L87 198H88V200H92V199L96 200ZM78 198H77V200H78ZM81 198L82 197H80L79 201H81ZM122 198H124V197H122ZM139 198H140V196H139ZM41 199H42V197H41ZM48 200L49 199L47 198V201ZM93 202H92L93 205L91 204L93 207H91L89 209L87 208L86 209L87 211L85 210V212H86L85 214H81V213H83V211L81 213L79 212V211H81V209L79 207L78 208L80 210H78V208L75 207V208H77L78 211H76L75 208L72 209L73 214L70 217H72L74 219L73 221H75V220L77 221V222L76 221L75 222L77 223L78 226H76L75 230L78 231V234L81 235V238H79L78 241L72 242V244H70V245H67V243L65 245V243L62 242L60 246L59 245H56V246L53 245L52 246V243H51V245H49L50 242L44 243V241H43V244L40 246V251L42 252L41 255H43L41 257H43V259H41L40 261L36 260L37 262H35V264H46L47 260H44L45 258H48V257H45L46 255H49L50 258H48V260L50 259L51 262L63 260V258H65V257H63V254L65 253L66 250L70 251V250L75 249L76 246H80L79 243L83 244L84 240H85V243H84L85 246L92 244V246L93 247L95 246L96 248L95 247L94 248L97 249L98 246L101 247L100 245H103V244L99 245V243L102 240H103L102 243H104V240H105V244H106L107 237L105 238V236H104L102 239V235H104V234L108 235L109 234V235H111L110 237L108 235L109 239L111 237L113 239L116 238L112 234L114 230H111V226H110L111 224L114 223L113 221H115L116 213H115L114 208H112V210H110V212H107V213H105V211L98 213L99 212L98 210L104 208L101 206L103 204L101 202H99L98 200H97L98 204L96 203V201H93ZM146 202H147V200H146ZM77 203H79V202H77ZM100 203H101V205H100ZM42 204L45 205L44 203H42ZM50 204H51V202H50ZM72 204H73V201H72ZM82 205L85 206L86 203L85 204L83 203ZM34 206H36V205H34ZM47 206L50 208V206L48 204H47ZM47 206L45 208L46 209L45 216L47 217V219L53 221L54 217L56 215L54 212L49 211V210H52L51 208L47 211ZM97 206H100V209ZM39 207H41V206L39 205ZM74 209H75L76 213H75ZM41 212H44V210L43 211L41 210ZM46 212H48L49 215ZM13 218H15V219H13ZM10 219L8 220V222L11 221ZM4 220H3V222H4ZM14 220H16V221H14ZM1 224H3V223L0 222V227H1ZM104 224L106 226H103ZM14 226L16 227L17 225H14ZM3 227H4V225H3ZM3 227H1V228H3ZM112 229H113V227H112ZM2 230H4L6 232L5 229H2ZM94 230H98V231L100 230V233L94 232ZM129 230L131 231L130 228H129ZM123 231H122L121 236L122 235L124 236V234H125V232H123ZM133 231L134 230H132L131 232H133ZM7 233H10V232L8 231ZM93 233H94V235H93ZM95 233H97V234L95 235ZM2 234L5 235L6 233H2ZM75 234H77V233H75ZM95 236H96V238H95ZM12 237H13V235H12ZM99 238L101 241L98 242V246H97L95 244L97 243L96 240H99ZM24 239H26V238H24ZM92 239H94V241H95L94 245H93V243L90 242ZM7 240H9V238ZM17 240H18V238H17ZM7 243H8V241H7ZM40 244L41 243H39V245ZM15 245H16V242H15ZM13 247H14V245H13ZM99 247H98V249H100ZM86 248H90V247H86ZM5 250L6 251H4V252L7 253L8 250L7 249H5ZM16 250H18V249H16ZM102 252H103V249H102ZM70 253H72V252H70ZM97 253H99V252H97ZM16 254H15V256H16ZM101 254H104V252ZM104 255H106V254H104ZM17 256H18V254H17ZM70 256L71 255H69L68 257H70ZM99 256H101V255H99ZM6 257H7V254H6L5 258ZM5 258H4V262L5 261L7 262V260H9V258L6 260H5ZM71 258H73V257L71 256ZM11 260H12L11 264H13L14 259H11ZM4 262H2L1 264H4ZM8 262H10V260ZM16 262H18V257L16 259ZM63 262H64V260H63Z\"/></svg>",
    "mask_w": 264,
    "mask_h": 264
}]
</instances>
